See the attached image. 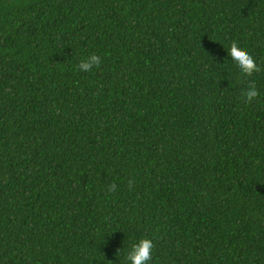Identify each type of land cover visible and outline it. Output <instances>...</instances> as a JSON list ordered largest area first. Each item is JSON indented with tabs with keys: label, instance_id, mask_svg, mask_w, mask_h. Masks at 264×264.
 I'll list each match as a JSON object with an SVG mask.
<instances>
[{
	"label": "trees",
	"instance_id": "1",
	"mask_svg": "<svg viewBox=\"0 0 264 264\" xmlns=\"http://www.w3.org/2000/svg\"><path fill=\"white\" fill-rule=\"evenodd\" d=\"M142 236L150 264H264V0H0V264Z\"/></svg>",
	"mask_w": 264,
	"mask_h": 264
},
{
	"label": "clouds",
	"instance_id": "2",
	"mask_svg": "<svg viewBox=\"0 0 264 264\" xmlns=\"http://www.w3.org/2000/svg\"><path fill=\"white\" fill-rule=\"evenodd\" d=\"M227 56L244 76H251L254 72H258L260 67L253 55L241 47L236 42H231L226 48ZM101 63V57L95 53L89 54L76 65L80 72H89L93 68L98 67ZM259 91L255 82L249 80L245 88L241 90V96L245 102H250L258 97ZM115 185H109V190H113ZM123 251V264H150L154 253L153 239L142 236L133 238L125 248L124 245L120 249Z\"/></svg>",
	"mask_w": 264,
	"mask_h": 264
}]
</instances>
